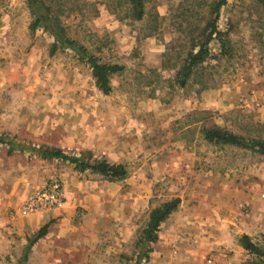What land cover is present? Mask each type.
Instances as JSON below:
<instances>
[{
    "label": "rangeland",
    "instance_id": "374dc122",
    "mask_svg": "<svg viewBox=\"0 0 264 264\" xmlns=\"http://www.w3.org/2000/svg\"><path fill=\"white\" fill-rule=\"evenodd\" d=\"M42 1L0 0V264H264L242 241L264 253V153L205 138L264 141V0H225L217 16L220 0H142L140 19L131 0ZM42 13L51 20L33 30ZM52 20L123 66L108 94L72 49L51 53ZM45 148L127 173L79 172ZM52 183L61 205L22 210ZM174 198L144 240L151 212Z\"/></svg>",
    "mask_w": 264,
    "mask_h": 264
},
{
    "label": "trees",
    "instance_id": "16d2710c",
    "mask_svg": "<svg viewBox=\"0 0 264 264\" xmlns=\"http://www.w3.org/2000/svg\"><path fill=\"white\" fill-rule=\"evenodd\" d=\"M28 3L36 8H40L43 5L42 0H27ZM133 3V15L135 18L140 19L143 14L142 9V0H131ZM225 4V0H220L215 6L216 16L221 6ZM49 17L44 13L35 17L32 22L31 28L34 30L38 26L41 25L42 22L49 21ZM54 21V20H52ZM211 32L210 34H216V37L221 39V36H224V33L221 31H216L215 29V20L210 23ZM54 37V43L51 47V53H53L58 46L66 47L72 49L82 61L87 62L93 70V75L96 79V83L99 89L104 93L108 94L111 91V86L109 84V76L111 74L120 72L123 70L122 65L117 64H106L100 63L97 59L91 55H89L86 49L79 45L74 40L69 39L62 27L59 26L57 21L46 23L44 25ZM223 40V39H222ZM208 54V50L206 48H200L196 53L191 54L189 56L188 62L184 65L182 69V77L181 84L184 83V79L189 75L192 71V68L195 64L202 61V59ZM205 138L209 142H216L221 144H233V145H242L250 148H255L260 152L264 153V141L261 140H250L247 141L243 137L226 132L219 129H210L205 131ZM1 141V139H0ZM42 157L48 159H60L62 161H67L73 165L74 169L79 172H84L86 170H90L95 173H99L107 177L110 180H115L122 178L126 175L127 170L122 164H113L109 163L106 160H97L92 159V155L89 151L82 153L80 156L75 157L69 154H65L61 149H50L45 148L41 152ZM180 200L179 198H174L172 200L164 202L159 207L155 208L150 215L147 227L144 231V240L154 242L156 240V232L161 222H163L168 215L174 211ZM46 233V226H43L37 232L35 239L41 237ZM242 241L245 249L256 253L259 256H263L264 253L260 250L255 244H253L249 238L244 235L242 237ZM151 249L149 248L146 252H149Z\"/></svg>",
    "mask_w": 264,
    "mask_h": 264
},
{
    "label": "built area",
    "instance_id": "2783aa9c",
    "mask_svg": "<svg viewBox=\"0 0 264 264\" xmlns=\"http://www.w3.org/2000/svg\"><path fill=\"white\" fill-rule=\"evenodd\" d=\"M62 194L60 187L57 183H52L49 187L41 192L32 195L27 199L23 205L22 210L24 212H32L40 207H47L51 205H61Z\"/></svg>",
    "mask_w": 264,
    "mask_h": 264
}]
</instances>
